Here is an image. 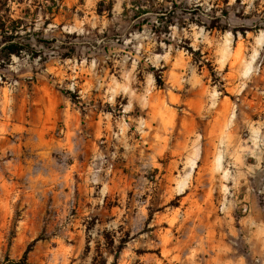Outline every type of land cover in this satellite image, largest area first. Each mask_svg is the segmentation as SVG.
<instances>
[{
	"label": "rangeland",
	"instance_id": "rangeland-1",
	"mask_svg": "<svg viewBox=\"0 0 264 264\" xmlns=\"http://www.w3.org/2000/svg\"><path fill=\"white\" fill-rule=\"evenodd\" d=\"M100 1L0 0V264H264V0Z\"/></svg>",
	"mask_w": 264,
	"mask_h": 264
},
{
	"label": "trees",
	"instance_id": "trees-1",
	"mask_svg": "<svg viewBox=\"0 0 264 264\" xmlns=\"http://www.w3.org/2000/svg\"><path fill=\"white\" fill-rule=\"evenodd\" d=\"M112 1L109 0L108 5L106 6V10H103L102 7L105 4V1L101 0L98 3L97 13L101 15L104 11H107V13H110L112 10ZM129 4V8H126L124 6V12L131 13V19L136 20L141 18L142 16H145L147 14H153L158 13L156 12V6H157V0H126ZM166 15L162 13V15L158 18L159 25L156 29H158V32L160 33H166L168 28L171 26L170 18H165ZM8 22V23H7ZM8 24V25H7ZM21 21L20 20H11L8 19L6 21L5 19L0 17V34L5 36L8 41H12V38L17 34V31L21 27ZM214 24V23H212ZM212 28H215L214 25H212ZM4 50L8 51L9 54H13L16 50V46L12 43H9L7 47L4 48ZM156 81L158 84H161L160 78H156ZM103 237L105 239V244L109 248V246H113L114 238L112 233H104ZM126 243L124 238H119L118 243L114 249H109V253L113 254V262L111 264H114L118 258L119 252L122 250L123 245ZM87 249H89L88 245L86 246ZM29 252V249L25 250L22 257L17 260H9V263L7 264H29L27 262V254ZM4 264V263H3ZM90 264H106V259L103 257V254L100 252L99 249H97L96 255L92 258Z\"/></svg>",
	"mask_w": 264,
	"mask_h": 264
}]
</instances>
